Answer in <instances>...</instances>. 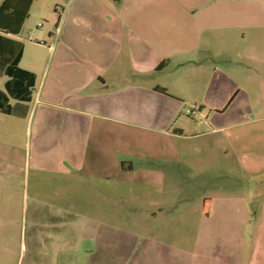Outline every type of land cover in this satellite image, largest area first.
<instances>
[{"label": "rangeland", "instance_id": "374dc122", "mask_svg": "<svg viewBox=\"0 0 264 264\" xmlns=\"http://www.w3.org/2000/svg\"><path fill=\"white\" fill-rule=\"evenodd\" d=\"M122 2L119 42H127V57L125 63L121 60L126 74L120 82L143 87L141 109L135 117L125 112L120 118L127 122L105 130L100 157H88L85 176L73 183L74 194L70 176L50 174L39 163V158L53 159L55 145L43 141L42 132L54 126L25 119L36 101L31 88L26 116L20 117L25 120L8 117L10 123L0 124V184L15 185L31 200L40 197L57 204L55 195L61 193L64 215L72 209L68 215L76 212L79 217V264H248L251 224L242 221L239 228L218 217L206 221L201 212L206 200L257 195L252 201L260 216L264 0H161L148 37L145 16L133 8L135 0ZM117 10L115 0H34L15 37L24 46L20 68L41 79L54 62L56 42H115L111 25L98 34L94 25L110 20ZM146 39L154 42L153 55L143 51L142 59L133 63L130 44ZM197 42L206 43L200 51L206 47L191 57L163 55L184 52ZM214 42H224L229 58L210 52ZM4 81L0 79L2 89ZM153 87L166 94L158 92L148 104L145 95ZM4 219L0 245L8 223ZM18 225L17 249L24 243L26 224Z\"/></svg>", "mask_w": 264, "mask_h": 264}, {"label": "crops", "instance_id": "0c3cea01", "mask_svg": "<svg viewBox=\"0 0 264 264\" xmlns=\"http://www.w3.org/2000/svg\"><path fill=\"white\" fill-rule=\"evenodd\" d=\"M160 1L135 0L133 8L136 14L145 16L143 22L149 30L146 37L153 32ZM115 2L119 7L118 12L111 16L110 20H106V17L103 24L94 25V34L100 33L104 27L108 28V24L111 25L116 36L115 42H56L54 53L57 54L45 77L39 79L32 71L21 69V62L18 68L14 69L12 77L8 74L0 77L5 80L0 92L6 98V106H14L18 102L6 92L8 82L18 80L31 91L35 88L34 111L29 112V118L27 116L25 119L32 123L36 120V124H42V127L48 124L54 126L51 131L42 132V140L55 145L52 151L53 159L50 163L39 158V163L41 161L50 170V174L70 176L69 189L74 194L77 193V188L73 183L85 176L88 157L90 160L100 157L99 150L106 136L105 130L111 128L110 124L127 122L120 118L127 111L135 117L144 100V89L141 85H124L120 82L126 74L121 67V60L125 63L127 42H119L121 34L118 25L125 14V8L121 9L122 0ZM114 20L116 23H111ZM123 22L125 24V20ZM11 37L16 39V36ZM201 43L206 44L197 42L196 47H189L184 52L169 51L163 55L172 58L183 53V56L191 57L200 51ZM223 43L214 42L210 52L214 55L223 53L225 58H229L230 54L222 50ZM153 45L154 42H147V39L146 42L131 43L130 57L133 63L142 59L140 56L143 51L152 56ZM205 47L206 45L202 50ZM159 56L156 55L157 58ZM218 72L217 68L213 69L215 77ZM155 87L145 95L148 104L159 95ZM8 117L21 119L0 110V124L10 123ZM248 171L250 172V169ZM54 187L56 190H63L62 184H55ZM55 196L60 198L58 204L56 200H44L40 197L31 200L28 193L23 191L21 194V190L15 188V185L0 184V218L8 220L4 228L6 235L0 245V264H79V217L76 212L74 217L68 215L72 212V201L70 213L66 210L67 214L64 215L61 193H56ZM248 196L249 200H206L207 212H201V215L206 221L218 217L220 220L240 224L239 228L243 227L242 221L250 223L252 233L248 237L251 241L248 264H264V198L259 201L261 209L257 218L252 200L258 199V196ZM42 210H46L44 214ZM20 222L26 226L25 230L24 226L22 230L24 243L17 249L13 242ZM209 230L206 229L205 233L213 234ZM28 231H31L30 246L26 242ZM235 237L238 238V235Z\"/></svg>", "mask_w": 264, "mask_h": 264}, {"label": "trees", "instance_id": "16d2710c", "mask_svg": "<svg viewBox=\"0 0 264 264\" xmlns=\"http://www.w3.org/2000/svg\"><path fill=\"white\" fill-rule=\"evenodd\" d=\"M34 0H0V77L13 76L23 55V43L12 38L18 36L28 19ZM162 68H158L161 70ZM25 73V72H23ZM8 93L18 102L14 106H6V98L0 92V110L16 117H25L30 101L31 90L21 82H8ZM156 91L166 94L165 89L156 88ZM208 201L205 202L207 212Z\"/></svg>", "mask_w": 264, "mask_h": 264}]
</instances>
